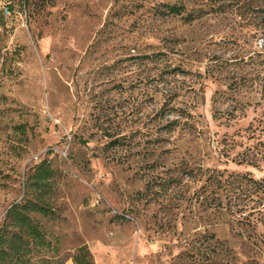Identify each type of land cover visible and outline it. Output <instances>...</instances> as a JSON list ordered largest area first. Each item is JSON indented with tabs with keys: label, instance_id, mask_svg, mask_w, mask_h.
<instances>
[{
	"label": "rangeland",
	"instance_id": "rangeland-1",
	"mask_svg": "<svg viewBox=\"0 0 264 264\" xmlns=\"http://www.w3.org/2000/svg\"><path fill=\"white\" fill-rule=\"evenodd\" d=\"M251 2L0 0L11 5L0 13V222L41 194L51 213L36 217L62 259L53 264H75L81 246L97 264H264V223L207 227L186 179L139 194L187 162L264 174L229 160L258 111L223 93L215 102L225 85L205 78L260 46L263 9ZM173 3L197 17L169 12ZM159 50L189 72L163 77L145 58ZM171 102L192 111L191 124L169 123Z\"/></svg>",
	"mask_w": 264,
	"mask_h": 264
},
{
	"label": "trees",
	"instance_id": "trees-1",
	"mask_svg": "<svg viewBox=\"0 0 264 264\" xmlns=\"http://www.w3.org/2000/svg\"><path fill=\"white\" fill-rule=\"evenodd\" d=\"M252 3H256V9H263V12L257 11L262 14L258 13L253 31L255 37L262 38L259 42L260 46L253 48L250 53L231 57L234 64L209 65L205 69V78L218 80L225 85L223 91L215 92L213 97L215 102L218 101V95L223 93L225 97L237 99L238 104H235L233 108L246 110L253 107L255 111H258V115L242 128L243 132H239L241 139L233 138L230 150L237 146L240 148L229 160L238 165L263 169L264 0H252L250 6ZM0 6V13L3 15H6V9L9 12L11 10L10 4H0ZM167 7L169 12L175 15L186 12V15L193 19L197 17L196 9L188 11L184 3L168 4ZM145 58L151 61L158 60L163 68H161L163 70L161 75L163 77L168 75L169 79L173 73L175 75L178 71H188L183 68L182 64L172 67L168 62L167 52L164 50L146 53ZM171 103H173L172 109H176L177 113L176 118L169 123L176 127L191 124L189 119L194 116L192 111L189 108L182 110L176 102ZM246 115L244 113L242 116ZM119 140L120 138H113L108 145L114 146ZM49 174L50 168L48 167L40 171V175L44 177ZM157 177L159 180H155L154 177L148 180L144 189L139 190V194L153 193L156 185L168 190L173 186H180L182 180L186 179L188 185L192 187L191 193L195 201H198L199 206L203 207L207 213V227L235 225L246 230L248 227L255 228L258 224L264 223V174L255 177L250 172H236L227 167L220 169L187 162L180 166L177 165L169 174L159 173ZM47 205L41 194L26 195L7 209L0 222V264H53L62 261L58 257L59 243L53 242L47 236L40 220L36 217L37 214L46 216L51 213ZM211 230V235L215 236L216 230ZM72 257L75 264H97L85 246L79 247Z\"/></svg>",
	"mask_w": 264,
	"mask_h": 264
},
{
	"label": "built area",
	"instance_id": "built-area-1",
	"mask_svg": "<svg viewBox=\"0 0 264 264\" xmlns=\"http://www.w3.org/2000/svg\"><path fill=\"white\" fill-rule=\"evenodd\" d=\"M0 8H1V6H0ZM9 13V10L8 9H6L5 10V14H8Z\"/></svg>",
	"mask_w": 264,
	"mask_h": 264
}]
</instances>
